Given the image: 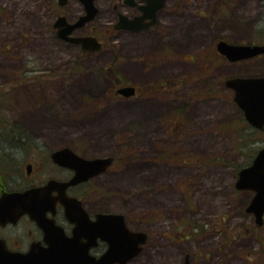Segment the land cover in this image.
I'll use <instances>...</instances> for the list:
<instances>
[{
    "label": "rangeland",
    "instance_id": "1",
    "mask_svg": "<svg viewBox=\"0 0 264 264\" xmlns=\"http://www.w3.org/2000/svg\"><path fill=\"white\" fill-rule=\"evenodd\" d=\"M220 7L177 0L149 32L103 37L84 55L47 32L54 11L45 0H0V66L46 68L15 82L26 142L115 157L98 181L109 197L92 206L148 234L128 264H181L185 254L193 264H264V224L245 210L250 193L232 188L264 134L241 121L224 90ZM228 36L251 38L245 28ZM166 82L174 85L149 88ZM127 84L138 95L117 92Z\"/></svg>",
    "mask_w": 264,
    "mask_h": 264
},
{
    "label": "flooded vegetation",
    "instance_id": "2",
    "mask_svg": "<svg viewBox=\"0 0 264 264\" xmlns=\"http://www.w3.org/2000/svg\"><path fill=\"white\" fill-rule=\"evenodd\" d=\"M45 1L54 11L47 26V32L52 33L58 40L69 46L79 48L80 53L84 55H91L100 51L105 45L103 37H113L119 32L136 36L149 32L151 28L158 26L161 17L167 14L169 11L167 7L171 3L176 4L177 2V0H164L162 7L154 11V8L161 3V0H152L149 6V0H94L92 8L94 14L92 17L72 29V37H83L85 39L84 42L77 43L66 39L63 34H66V30L71 24L81 22L82 18L88 15L89 6L86 0ZM200 1L210 0H197V3L200 4ZM219 2L222 7V9L220 7L222 10V41L230 44H248L264 47V0H219ZM144 15L150 17L142 22L152 21V23L147 28L139 31L130 29L141 27V20ZM227 21L231 23L230 26L227 25ZM242 28L249 29L251 38L234 39L228 36V33ZM95 38L102 43V48L100 50L85 49V47H91L95 44ZM5 50L13 51V47L8 45ZM245 66H253L254 70H248ZM41 68L34 66L28 68L31 70L24 71V65L20 68L0 66V136L3 133H8L10 129L9 123L18 120L17 117H14V101L19 96L15 88V82L19 80L23 73H35L43 76L46 68ZM222 77H224V90L231 93L232 99L230 102L241 114V121L252 128L253 132L263 135L264 125L257 127L247 121L246 109H244L238 99H235L237 96L239 98L241 93L238 89L228 85V80L232 78L264 77V51L250 58L236 61L230 60L222 52ZM4 85L12 86L2 89ZM258 90L264 91V83L258 86ZM136 95H138L137 86ZM3 123H5V126L2 125ZM63 147H70L79 155L87 158L95 157L86 156L74 147L65 144L50 146L45 141L30 143L0 139V197L5 192H23L35 187H42L50 179H56L61 182L71 181L76 174V169L68 165H62L54 161L52 157L54 151ZM262 148L264 146L256 151L248 165L253 163ZM16 161L22 162L20 174L13 168ZM105 172L107 170L78 183L69 184L63 191L54 189L50 193V202L43 209V216L47 220L46 223H41L27 212L15 220L0 223V260H3L2 262H5V264H63L61 256L66 254L68 248L78 252L81 250L90 258L100 257L108 248V242L101 238L97 240L95 245L90 247H87L85 243L88 241L86 237L75 240L78 241V245L67 246V240L73 239L75 223L69 219L65 205L59 197L63 194L79 200L88 213L89 218L95 220L97 213L109 211L92 206L98 201L99 195L105 198L109 197L100 188L104 184L98 183L99 177ZM17 175H20V178ZM238 177L239 171L232 188L234 191H248L250 193L251 196L247 201L248 205L255 192L250 189H238L236 187ZM143 249L144 245L141 251ZM139 254L126 264L138 257ZM186 257L187 254H185V259ZM189 259H191L190 256ZM184 262L181 264H184ZM190 262L193 264L192 260Z\"/></svg>",
    "mask_w": 264,
    "mask_h": 264
},
{
    "label": "water",
    "instance_id": "3",
    "mask_svg": "<svg viewBox=\"0 0 264 264\" xmlns=\"http://www.w3.org/2000/svg\"><path fill=\"white\" fill-rule=\"evenodd\" d=\"M66 0H64L65 2ZM93 1L86 0L89 6L88 15L84 16L81 22L71 24L63 37L72 42H84L83 37H70L73 27L80 25L86 19L94 14ZM163 1L159 3L154 11H157L163 5ZM152 0L148 2V6ZM150 16L142 17V26L138 28H130L135 31L147 28L152 21L143 23ZM152 17V16H151ZM96 41V42H95ZM94 45L85 47V49L99 50L102 44L95 38ZM217 50L219 53H225L230 60L236 61L240 59L250 58L253 55L263 52L264 47L255 45L230 44L226 41L217 42ZM264 83V77H246L232 78L228 80V85L238 89L241 93L235 99H238L244 109H246V118L248 121L257 126L264 125V91H257L258 86ZM124 96H132L136 93V87L133 85H125L117 90ZM54 161L68 165L76 169V174L69 182H61L56 179H50L48 183L42 187H35L24 192H5L0 197V223H6L17 219L23 213H30L33 218L46 223L47 220L43 216L44 207L50 202V193L54 189L63 191L67 185L75 184L86 180L89 177L98 175L106 171L114 162L113 156H99L86 158L76 153L70 147L58 149L52 153ZM238 189H250L255 192L246 211L253 213L255 221L259 225L264 224V148H262L249 166L243 167L239 171V177L236 182ZM61 201L65 205L66 213L69 219L75 223L72 240L68 239L67 246L78 245L75 240L81 237L88 239L87 247L97 243L98 238H102L108 242V248L99 258L87 257L83 251H72L67 249L65 255H62L61 262L63 264H126L134 256L138 255L142 249V245L146 242L148 234L143 231L132 230L126 221V217L122 213L100 212L96 214V219L89 218L88 213L79 200L63 195ZM54 203V202H53ZM0 260V264H5ZM184 264H191L189 255H187Z\"/></svg>",
    "mask_w": 264,
    "mask_h": 264
},
{
    "label": "trees",
    "instance_id": "4",
    "mask_svg": "<svg viewBox=\"0 0 264 264\" xmlns=\"http://www.w3.org/2000/svg\"><path fill=\"white\" fill-rule=\"evenodd\" d=\"M174 85L173 82H169V83H163L160 85H154L149 87L151 90L156 91L159 89H162L163 87L166 88V86H172ZM3 126H5V123L2 124ZM10 129L8 131V133L6 132V134L4 133L5 136L1 135L0 139H4V140H18V141H26L28 139V133L25 131V129L21 126V122L19 120H14L11 123H9Z\"/></svg>",
    "mask_w": 264,
    "mask_h": 264
}]
</instances>
